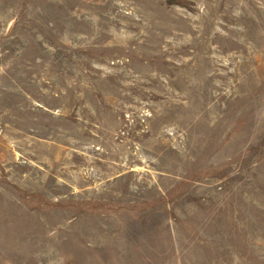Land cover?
<instances>
[{"label": "rangeland", "instance_id": "rangeland-1", "mask_svg": "<svg viewBox=\"0 0 264 264\" xmlns=\"http://www.w3.org/2000/svg\"><path fill=\"white\" fill-rule=\"evenodd\" d=\"M0 264H264V0H0Z\"/></svg>", "mask_w": 264, "mask_h": 264}]
</instances>
